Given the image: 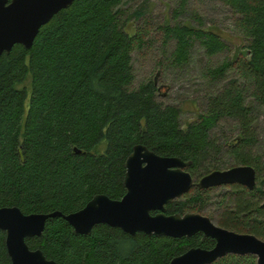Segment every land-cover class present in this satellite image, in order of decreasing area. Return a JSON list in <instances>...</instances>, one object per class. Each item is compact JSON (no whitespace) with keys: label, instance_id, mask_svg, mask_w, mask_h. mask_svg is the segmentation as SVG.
Masks as SVG:
<instances>
[{"label":"trees","instance_id":"trees-1","mask_svg":"<svg viewBox=\"0 0 264 264\" xmlns=\"http://www.w3.org/2000/svg\"><path fill=\"white\" fill-rule=\"evenodd\" d=\"M178 1L183 8L188 0ZM222 1L237 15L235 25L248 49L208 69L212 92L197 119L185 126L178 106L157 101L155 81L132 86L131 53L145 45L147 30L126 24L143 11L136 9L123 18V0H75L39 29L30 48L15 44L2 53L0 207L67 214L95 194L120 199L125 192L124 162L135 144L190 161L188 170L197 178L220 169L215 155L224 146L216 138L222 135L226 144L232 136L213 130L228 120L238 126L230 159L235 165L252 166L256 185L250 190L227 186L216 202V222L264 240V161L253 152L254 108L264 106V0ZM201 25L161 26L163 43L175 41L169 64L185 63L196 40L207 55L226 48L220 35ZM249 97L252 104L245 102ZM211 189L195 187L184 199L169 203L167 213L201 211ZM26 242L58 264H169L190 246L214 244L202 234L130 235L105 224L81 235L61 217L49 218L42 236ZM0 264H10L1 230ZM212 264H256V258L228 255Z\"/></svg>","mask_w":264,"mask_h":264},{"label":"water","instance_id":"water-1","mask_svg":"<svg viewBox=\"0 0 264 264\" xmlns=\"http://www.w3.org/2000/svg\"><path fill=\"white\" fill-rule=\"evenodd\" d=\"M74 1L0 0V55L10 52L15 44L30 48L39 29ZM189 165L190 161L161 156L143 144H135L124 162L125 193L120 199L95 194L82 208L67 214L57 210L24 213L17 206H1L0 230L4 232L10 264H58L26 242L28 238L41 237L46 221L53 217H61L81 235H88L95 225L106 224L130 235L142 232L156 237L189 238L202 233L214 239L211 249L191 247L174 256L169 264H212L227 254L253 255L256 264H264L263 239L226 229L200 213L165 212L166 203L192 187L193 177L186 170ZM197 183L201 188L239 184L250 190L256 185V172L250 165H235L212 170Z\"/></svg>","mask_w":264,"mask_h":264},{"label":"rangeland","instance_id":"rangeland-1","mask_svg":"<svg viewBox=\"0 0 264 264\" xmlns=\"http://www.w3.org/2000/svg\"><path fill=\"white\" fill-rule=\"evenodd\" d=\"M178 0H123L120 8L124 12L123 18L136 9H141L143 15L138 19L129 18L126 24L142 25L147 30L145 45L131 53V67L133 72L132 86L153 80L156 83L157 101L163 105H174L180 108L179 121L182 126L197 119L203 110L205 97L212 92V82L209 79L208 69L219 65L225 59H235L243 56L247 48V41L239 33L235 19L236 14L222 0H188L183 8H179ZM146 21L143 25V21ZM189 24L204 26L213 29L224 40L226 48L223 51L207 55L204 48L196 40L191 48L189 59L178 65H171L170 53L174 48V40L164 41L163 25ZM246 53V52H245ZM253 103L252 98L246 99ZM255 138L253 152L264 161V106H255ZM216 134L231 135L232 138L224 144L225 139L218 136L219 144L224 151L215 155L220 169L235 166L230 159L229 148L235 143L238 135V126L233 121L222 122ZM222 132V133H221ZM227 141V140H226ZM216 160V161H217ZM199 178V177H197ZM196 178V179H197ZM261 188L264 193V172L260 174ZM228 191L227 186L214 187L209 191V203L200 211L216 223L219 213L216 202L221 195ZM264 200V196L261 199Z\"/></svg>","mask_w":264,"mask_h":264},{"label":"flooded vegetation","instance_id":"flooded-vegetation-1","mask_svg":"<svg viewBox=\"0 0 264 264\" xmlns=\"http://www.w3.org/2000/svg\"><path fill=\"white\" fill-rule=\"evenodd\" d=\"M232 167V166H231ZM225 169H227V168H225ZM186 170L187 171H189L188 170V167L186 168ZM214 170H216V169H214ZM212 171V170H211ZM190 172V171H189ZM191 174V173H190ZM192 175V174H191ZM204 175V174H203ZM203 175H201V176H203ZM201 176H199V178L201 177ZM193 177V176H192ZM199 178H194L193 177V181H194V183H193V185H192V187L190 188V190L187 192V193H184V194H182L180 197H178V198H175V199H173V200H171V201H169L168 203H166L164 206H165V209H166V213H167V205L169 204V203H171V202H173V201H175V200H178V199H184V197L187 195V194H189L195 187H198V188H200V189H209V188H201L199 185H198V180H199ZM229 185H232V184H229ZM229 185H220V186H229ZM214 187H218V186H214ZM214 187H210V188H214ZM125 193V192H124ZM124 195V194H123ZM264 201V200H263ZM262 201V202H263ZM261 205H262V203H261ZM264 207V206H263ZM157 211H151V214H155ZM186 213H200V211H195V212H185V213H183V214H186ZM167 214H173V213H167ZM175 214H177V213H175ZM183 214H180V215H183ZM200 214H202V213H200ZM205 216H207V215H205ZM207 217H209V216H207ZM210 218V217H209ZM211 221H212V219H211ZM215 224H217V222L215 223ZM106 225V224H105ZM218 225V224H217ZM121 230V229H120ZM197 234H202V233H196L195 235H197ZM195 235H193V236H195ZM203 235V234H202ZM193 236H191V237H193ZM204 236V235H203ZM191 237H189V238H191ZM204 237H206V236H204ZM181 238H183V237H181ZM184 238H187V237H184ZM207 238H210V237H207ZM212 239V238H211ZM212 240H214V239H212ZM214 244H215V241H214ZM214 244H213V246H214ZM212 246V247H213ZM191 247H200V246H190V247H188L186 250H188L189 248H191ZM212 247H210V248H204V249H211ZM201 248H203V247H201ZM185 250V251H186ZM184 251V252H185ZM184 252H182V253H184ZM182 253H180V254H182ZM180 254H178V255H180ZM228 255H235V256H245V255H236V254H227V255H225V256H228ZM175 256H177V255H175ZM225 256H223V257H225ZM222 258V257H221ZM220 259V258H219ZM218 259V260H219ZM216 262V261H215Z\"/></svg>","mask_w":264,"mask_h":264}]
</instances>
